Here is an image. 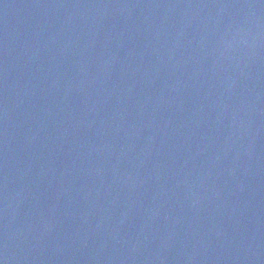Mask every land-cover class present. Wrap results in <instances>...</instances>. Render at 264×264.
Wrapping results in <instances>:
<instances>
[{"label":"water","instance_id":"water-1","mask_svg":"<svg viewBox=\"0 0 264 264\" xmlns=\"http://www.w3.org/2000/svg\"><path fill=\"white\" fill-rule=\"evenodd\" d=\"M0 264H264V0H0Z\"/></svg>","mask_w":264,"mask_h":264}]
</instances>
